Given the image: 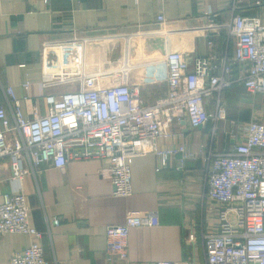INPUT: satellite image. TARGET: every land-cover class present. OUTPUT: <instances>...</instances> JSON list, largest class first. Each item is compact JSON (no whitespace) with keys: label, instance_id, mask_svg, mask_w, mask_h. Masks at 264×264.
<instances>
[{"label":"crops","instance_id":"0c3cea01","mask_svg":"<svg viewBox=\"0 0 264 264\" xmlns=\"http://www.w3.org/2000/svg\"><path fill=\"white\" fill-rule=\"evenodd\" d=\"M234 2L0 0V104L10 115L5 88L11 87L22 113L32 117L35 110L43 112L46 94L124 83L151 105L167 92V52L181 51L189 70L196 71L198 59L234 54L236 38L227 31L233 13L264 24V0H237L239 8L232 11ZM161 13L164 23L157 20ZM72 43L80 48L82 65L58 68L57 57H64L60 52ZM240 71L235 66L231 74L237 77ZM47 73L51 79L44 83ZM24 81L29 83L26 91ZM215 98L207 100L209 111ZM221 100L222 119L216 124L209 120L191 129L185 120L174 121L158 139L161 149L183 146L187 157L176 153L165 166L152 153L129 160L132 193L127 198L113 195L105 163L98 159L70 160L63 170L40 163L20 185L10 181L8 164L0 161V203L4 193L22 191L29 223L41 233L38 242L49 264H206L201 232L211 226L218 209L205 194L208 153L230 152L239 124L264 121V96L240 83L224 89ZM128 210L135 215L156 212L159 224L132 228L127 258L109 261L106 227L121 224ZM54 218L58 226L51 224ZM189 233L194 240L187 238ZM29 242L24 234L0 236V264H8Z\"/></svg>","mask_w":264,"mask_h":264},{"label":"built area","instance_id":"2783aa9c","mask_svg":"<svg viewBox=\"0 0 264 264\" xmlns=\"http://www.w3.org/2000/svg\"><path fill=\"white\" fill-rule=\"evenodd\" d=\"M234 1L232 11L239 8ZM157 20L164 23L166 18L161 13ZM227 31L236 38L234 54L198 59L196 71L189 70L181 51L167 52L163 58L167 92L151 105L144 103L136 88L119 83L78 88L60 96L46 94L41 100L43 112L35 110L32 117H26L13 89L6 87L10 115L0 104V161L8 164L10 181L20 185L24 175L34 173L40 163L63 170L70 160L98 159L105 163L113 195L127 198L132 193V157L156 154L162 166L176 153L187 157L183 146L158 147V139L172 122L185 120L191 129L209 120L216 124L222 119L221 93L233 83L264 96V24L257 17L233 13ZM65 47L67 51L60 52L65 56L57 57L56 66L82 65L77 44ZM235 66L241 70L237 77L231 74ZM50 79V74H44V83ZM21 86L26 91L28 81ZM214 94L216 105L209 111L207 100ZM237 134L230 152L210 150L207 156L205 194L218 209L212 212L211 226L201 232L206 264H264V121L241 123ZM51 224L58 226L59 220L54 218ZM158 224L156 212L135 215L126 211L121 224L106 227L107 259L127 258L132 228ZM7 233L30 239L22 251L11 255L8 264H49L38 242L41 233L29 223L26 197L17 188L4 193L0 203V236ZM187 238L195 239L193 233Z\"/></svg>","mask_w":264,"mask_h":264}]
</instances>
